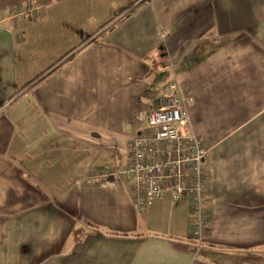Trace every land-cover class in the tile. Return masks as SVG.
<instances>
[{"label":"crops","instance_id":"0c3cea01","mask_svg":"<svg viewBox=\"0 0 264 264\" xmlns=\"http://www.w3.org/2000/svg\"><path fill=\"white\" fill-rule=\"evenodd\" d=\"M133 1L0 0V264H264V0H140L116 18ZM173 82L211 148L202 246L188 203L141 212L122 181H84L126 163Z\"/></svg>","mask_w":264,"mask_h":264},{"label":"built area","instance_id":"2783aa9c","mask_svg":"<svg viewBox=\"0 0 264 264\" xmlns=\"http://www.w3.org/2000/svg\"><path fill=\"white\" fill-rule=\"evenodd\" d=\"M27 8L13 10V16L27 15ZM164 106L146 117L151 135H139L128 145V158L116 169L89 172L84 181L89 186L107 180L127 185L133 205L144 212L152 201L170 199L190 207L191 237L198 246L206 242L211 211L209 206V167L211 148L189 131L187 105L176 82L163 89Z\"/></svg>","mask_w":264,"mask_h":264},{"label":"trees","instance_id":"16d2710c","mask_svg":"<svg viewBox=\"0 0 264 264\" xmlns=\"http://www.w3.org/2000/svg\"><path fill=\"white\" fill-rule=\"evenodd\" d=\"M145 1V0H144ZM143 1L140 2V0H134L132 2V4L125 10H119L116 14V18L122 19L124 17H126L127 15H129L130 13L134 12L139 5L142 3ZM119 19V20H120ZM118 20V21H119ZM106 27L103 26L100 29H104ZM100 35H97L96 33L93 34L92 36H90L89 38H87L82 44L81 46L77 49V50H73L71 53L65 55L61 60H59L57 63H55V65H53L51 68H49L48 70H46L45 72H43L41 75H39V77L35 78V80H33L32 82L27 84V87H32L34 85H36L38 82L42 81L43 79L47 78L48 76H50L52 73H54L57 69H59L64 63L70 61L76 53L80 52L81 50H83L84 48H86L87 46H89L91 43L95 42V40L99 37ZM26 87V88H27Z\"/></svg>","mask_w":264,"mask_h":264},{"label":"rangeland","instance_id":"374dc122","mask_svg":"<svg viewBox=\"0 0 264 264\" xmlns=\"http://www.w3.org/2000/svg\"><path fill=\"white\" fill-rule=\"evenodd\" d=\"M17 10H19V9H17ZM17 15H19V14H17ZM17 15H15V16H17ZM28 15V14H27ZM27 15H25V16H27Z\"/></svg>","mask_w":264,"mask_h":264},{"label":"bare ground","instance_id":"6f19581e","mask_svg":"<svg viewBox=\"0 0 264 264\" xmlns=\"http://www.w3.org/2000/svg\"><path fill=\"white\" fill-rule=\"evenodd\" d=\"M210 155V154H209ZM212 211V210H211Z\"/></svg>","mask_w":264,"mask_h":264}]
</instances>
